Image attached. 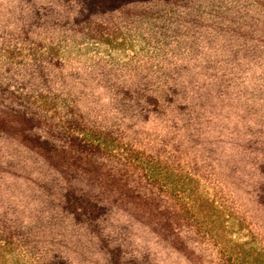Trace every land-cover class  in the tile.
Here are the masks:
<instances>
[{
  "label": "trees",
  "instance_id": "16d2710c",
  "mask_svg": "<svg viewBox=\"0 0 264 264\" xmlns=\"http://www.w3.org/2000/svg\"><path fill=\"white\" fill-rule=\"evenodd\" d=\"M0 264H264V0H0Z\"/></svg>",
  "mask_w": 264,
  "mask_h": 264
},
{
  "label": "rangeland",
  "instance_id": "374dc122",
  "mask_svg": "<svg viewBox=\"0 0 264 264\" xmlns=\"http://www.w3.org/2000/svg\"><path fill=\"white\" fill-rule=\"evenodd\" d=\"M124 49H126V50H131L132 49V47L131 46H126V47H124ZM172 180H176V179H173L172 178ZM179 189V184H178V187H175L174 189Z\"/></svg>",
  "mask_w": 264,
  "mask_h": 264
}]
</instances>
